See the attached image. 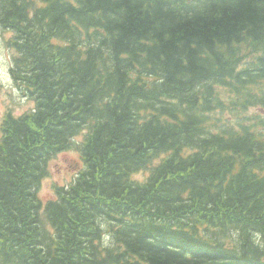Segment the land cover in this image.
I'll list each match as a JSON object with an SVG mask.
<instances>
[{
  "label": "trees",
  "instance_id": "1",
  "mask_svg": "<svg viewBox=\"0 0 264 264\" xmlns=\"http://www.w3.org/2000/svg\"><path fill=\"white\" fill-rule=\"evenodd\" d=\"M0 26L33 101L1 124L0 264H264V0H0Z\"/></svg>",
  "mask_w": 264,
  "mask_h": 264
},
{
  "label": "rangeland",
  "instance_id": "2",
  "mask_svg": "<svg viewBox=\"0 0 264 264\" xmlns=\"http://www.w3.org/2000/svg\"><path fill=\"white\" fill-rule=\"evenodd\" d=\"M9 36L10 33L0 26V126L7 113L17 116L33 106L30 99L21 95L11 77L14 51L7 47ZM52 157L48 160V174L42 177L38 187V195L43 201L53 196L54 186L69 184L83 166L80 153L75 149L65 150ZM140 172L143 174V170Z\"/></svg>",
  "mask_w": 264,
  "mask_h": 264
},
{
  "label": "bare ground",
  "instance_id": "3",
  "mask_svg": "<svg viewBox=\"0 0 264 264\" xmlns=\"http://www.w3.org/2000/svg\"><path fill=\"white\" fill-rule=\"evenodd\" d=\"M149 6V5H148ZM139 8V7H138ZM156 20V19H155ZM31 21V20H30ZM117 24V23H116ZM136 27V26H135ZM178 31V30H177ZM185 32V31H184ZM217 32V31H216ZM224 35V34H223ZM93 39V38H92ZM255 39V38H254ZM202 40V39H201ZM127 51V50H126ZM153 65V64H152ZM147 75V74H146ZM127 76V75H126ZM200 80V79H199ZM203 80V79H202ZM197 82V81H196ZM125 83H127V81L125 82ZM126 85V84H125ZM197 86V85H196ZM201 86V85H200ZM122 89V88H121ZM189 92V91H188ZM190 92H192V91H190ZM198 93H199V91H198ZM202 93V92H201ZM197 94V93H196ZM134 99V98H133ZM154 99V98H153ZM192 99V98H191ZM145 102H147V101H145ZM143 107V106H142ZM147 107V106H146ZM65 111V110H64ZM92 120V119H91ZM19 129V128H18ZM34 131V130H33ZM68 131V130H67ZM196 131V130H195ZM193 132V131H192ZM12 133V132H11ZM95 134V133H94ZM199 135V134H198ZM69 143V142H68ZM68 145V144H67ZM53 147V146H52ZM61 147V146H60ZM96 148V147H95ZM62 149V148H61ZM212 150V149H211ZM55 156H56V154H55ZM13 157V156H12ZM53 158V157H52ZM153 160V159H152ZM47 165H49V161H48V164ZM152 165V164H151ZM200 165H202V164H200ZM200 168V167H199ZM18 178V177H17ZM221 186H223V185H221ZM250 186V185H249ZM249 189V188H248ZM246 192V191H245ZM14 193V192H13ZM218 194V193H217ZM244 194V193H243ZM234 195V194H233ZM238 196V195H237ZM241 197V196H240ZM219 198V197H218ZM229 199V198H228ZM232 200V199H231ZM226 201V200H225ZM247 218V217H246ZM6 239V238H5ZM8 261V260H7ZM4 264H6V263H4Z\"/></svg>",
  "mask_w": 264,
  "mask_h": 264
}]
</instances>
